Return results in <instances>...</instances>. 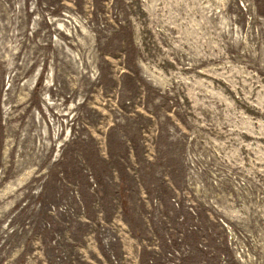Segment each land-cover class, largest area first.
<instances>
[{
    "label": "rangeland",
    "instance_id": "rangeland-1",
    "mask_svg": "<svg viewBox=\"0 0 264 264\" xmlns=\"http://www.w3.org/2000/svg\"><path fill=\"white\" fill-rule=\"evenodd\" d=\"M0 264H264V0H0Z\"/></svg>",
    "mask_w": 264,
    "mask_h": 264
}]
</instances>
